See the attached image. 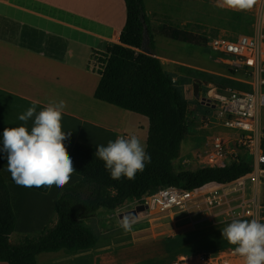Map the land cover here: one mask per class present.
Here are the masks:
<instances>
[{
  "label": "crops",
  "instance_id": "0c3cea01",
  "mask_svg": "<svg viewBox=\"0 0 264 264\" xmlns=\"http://www.w3.org/2000/svg\"><path fill=\"white\" fill-rule=\"evenodd\" d=\"M257 3L258 0L249 11L238 12L215 7V0H144L156 56L160 58L164 67L169 64L170 68L166 72L168 75L169 73L174 75L180 84L181 89L171 76L184 100L186 122L192 116V107L187 104L186 96L191 93V89L194 94V86L190 88L189 84L201 83L207 78L190 75L181 69L190 67L186 61L190 60L191 56L179 45L202 47L199 42L183 40V36L186 33L192 34L195 38L207 41L209 40L207 37L197 36L198 32L204 29L213 33L215 37L228 40L254 36V23L257 21L259 25V8L257 14L254 12ZM170 6H176V9H170ZM127 17L128 10L124 0H0V147L4 128L24 125L31 129V120L25 125L18 117L31 107L34 101L39 102L36 106L37 111L49 103L60 100L66 102L62 130L70 133L69 138L64 141L69 156L77 142L94 147L107 146L109 141L121 136L118 133L125 136L131 134L133 112L95 98L101 75L94 67L93 58L94 53H105L114 45L120 44V36ZM234 29L240 34L236 39L224 37ZM201 72L207 76H222L211 71ZM222 77L238 84L226 82L227 85L239 90L244 89L239 87L241 83L238 81L243 80L248 84L246 76L245 79L232 75ZM185 79H188V82H183ZM249 86L246 90L251 88V85ZM202 107L205 112L206 108ZM146 119L147 141L150 121L147 117ZM145 145L147 148V143ZM183 157L184 154L181 153L175 162L176 167ZM205 166L210 165L207 163L201 165ZM0 171L3 176L9 174L11 177L6 155L2 152ZM72 177L63 189L81 179L74 173ZM5 180L7 182V179ZM233 183L236 181L221 186ZM21 187L23 191L37 193L38 197H48L51 193V189L47 193H42ZM255 195L258 204L263 207L258 195L256 193ZM57 198L58 196H53L54 211ZM17 204L19 206V202ZM52 217L54 227L58 216L52 210L45 220H39H42L38 226L40 236H43L44 232L47 233L50 224L52 226L50 222ZM30 232L29 229L19 226L17 219L12 239L17 243L22 242L27 237H32ZM215 247L209 249H218L216 252L222 250L221 247ZM97 254L99 256L100 253Z\"/></svg>",
  "mask_w": 264,
  "mask_h": 264
},
{
  "label": "trees",
  "instance_id": "16d2710c",
  "mask_svg": "<svg viewBox=\"0 0 264 264\" xmlns=\"http://www.w3.org/2000/svg\"><path fill=\"white\" fill-rule=\"evenodd\" d=\"M128 10L120 44L93 58L103 64L95 98L145 116L150 121L146 151L151 156L143 172L134 180H113L104 162L95 156L96 147L77 142L71 152L73 165L81 179L64 189L55 204L56 225L43 236L27 237L15 242L17 217L11 192L0 171V262L38 264V255L59 251L77 252L95 244L92 231L82 225L100 209L115 210L141 200L163 187L202 189L219 186L249 176L253 172L251 157H243L224 166H205L178 170L182 143L188 133L184 100L156 56L150 31L152 55L141 51L144 22L150 28L144 0H124ZM264 153V136L261 140ZM11 180L13 181L12 177ZM14 182V181H13ZM47 193L50 189L29 188Z\"/></svg>",
  "mask_w": 264,
  "mask_h": 264
},
{
  "label": "built area",
  "instance_id": "2783aa9c",
  "mask_svg": "<svg viewBox=\"0 0 264 264\" xmlns=\"http://www.w3.org/2000/svg\"><path fill=\"white\" fill-rule=\"evenodd\" d=\"M258 8L260 31L257 37L241 36L236 40L215 37L207 40V45L223 57L220 60L223 64L238 72L244 71L251 88L239 90L233 86L201 82L197 98L206 108L198 119L200 125L206 129L225 127L229 130L226 134L219 133L207 139L206 154L200 155L202 161H207L203 163L224 166L250 156L254 174L256 171L264 172L261 149L264 136V0H258ZM245 184L241 179L228 186L212 185L202 189L168 186L130 205L134 207L132 210L143 208L138 218L141 216L149 223V230L162 228L156 234L175 237L181 233L197 232L209 224L254 218L263 207L258 204L254 193L246 197ZM234 247L193 257L197 258L198 264H242V259L234 254Z\"/></svg>",
  "mask_w": 264,
  "mask_h": 264
},
{
  "label": "rangeland",
  "instance_id": "374dc122",
  "mask_svg": "<svg viewBox=\"0 0 264 264\" xmlns=\"http://www.w3.org/2000/svg\"><path fill=\"white\" fill-rule=\"evenodd\" d=\"M170 9H176V6H170ZM257 9L258 6L254 8L255 14H257ZM258 26L259 25L256 21V24L254 23L255 37L258 36L260 31V27L258 28ZM198 33L199 34L197 36L200 38L202 36L207 37V39L215 37L213 36V33L206 29L200 30ZM227 34L228 35L224 37L230 39H236L240 35L238 34L237 29H234ZM183 40H189L193 43L199 42L198 44L202 46L196 47L187 44L179 45L191 56V59L186 61L190 67H181V69L186 71L188 74L196 75V77L200 78H207L203 79L202 82H207L209 80L210 82L218 83L224 86H230L227 85L226 82L238 85L235 82L231 83L230 80L224 79L222 77L224 75H232L243 79L246 78L244 76V71L238 72L229 65L223 64V62L220 61L222 56L207 45L208 42L206 39L200 40L198 37L195 38L194 35L186 33V35L183 36ZM148 45L150 46V42ZM194 59H196L195 62ZM205 66L213 68H207ZM94 67L97 71L103 70V64L96 61V59L94 61ZM164 68L167 71L170 68L169 64L165 65ZM203 70L219 73L222 76H207V74L201 72ZM169 75L170 77H173L175 84L181 89L175 76L170 73ZM184 81L188 82V79L183 80V82ZM241 81L242 82L238 81L241 83L239 87L244 90L250 87L249 83L248 85L246 82H243V80ZM193 84L194 82L189 84L190 88ZM186 102L192 107V116L187 120L188 133L182 143L181 149V153L182 155L184 154V157L177 165V169L195 170L201 167V165L204 164L203 162H207L206 160L202 161L200 158V155L206 154L207 139L219 133L226 134L229 130L225 127L206 129L200 125L198 119L203 112V107L197 97L192 93V89L191 93L186 96ZM133 116L134 117L131 122V134L137 135L141 142L146 144L145 121L147 119L146 117L135 113H133ZM262 118V126L264 129V110ZM118 134L122 135L120 133ZM252 174H254V171ZM251 175L244 178L246 183V197L256 193L264 207V172L256 171L253 176ZM6 177L5 179H7L8 186L11 189L12 201L13 206L15 205L14 210L18 219V225L24 227L25 229H29L31 231L30 233L32 238L39 237L41 235V231L39 232L40 229L38 226L42 221L39 220H45L50 215L51 210L55 214L53 196H58L66 186L59 190L52 187L51 193L48 197H38L37 193L23 191L24 189L21 186L13 183L9 174H6ZM18 202L19 206L17 204ZM133 208L134 207L130 204H126L125 206L115 210L107 208L100 209L94 217L82 221V225L90 229L95 237V244L91 249L77 252L62 250L59 252L42 253L38 256V264H177L181 262V260H183V262L180 264H184L185 261L188 262V264H198L196 261L197 258L193 256L208 252H216L218 250H210L212 248L209 249V247L216 246L215 248L221 247L222 249H228L233 246L228 244V242L222 237L221 233V230L229 223H222L219 225L209 224L208 226H203L201 230L197 232H186L175 237H166L161 234H156L159 233L162 228L149 230V223L142 220V217L140 216L139 218L137 217L138 219H135L136 222L133 225V230L131 232H125L121 227H119L118 222L121 220L119 215L121 213L131 211ZM254 218L264 222V208L257 211ZM53 219L54 217L50 220L52 226L50 224L47 228L49 230L54 225ZM45 233L46 232H44V234ZM97 253H100L99 256Z\"/></svg>",
  "mask_w": 264,
  "mask_h": 264
},
{
  "label": "clouds",
  "instance_id": "9594fccd",
  "mask_svg": "<svg viewBox=\"0 0 264 264\" xmlns=\"http://www.w3.org/2000/svg\"><path fill=\"white\" fill-rule=\"evenodd\" d=\"M256 0H215V7L231 11H249ZM38 101H34L18 119L32 121L31 129L21 125L4 128L0 152L6 155L8 171L14 183L25 188L57 190L66 186L76 169L67 153L64 141L70 133L62 130L63 112L66 102L49 103L37 111ZM95 156L104 162L113 180L122 177L134 180L138 172H143L151 163L146 145L135 134L118 136L107 146L98 145ZM134 218L124 217L119 227L131 232ZM228 244L235 246L234 254L242 259V264H264V222L253 219H234L221 230Z\"/></svg>",
  "mask_w": 264,
  "mask_h": 264
},
{
  "label": "water",
  "instance_id": "95a60500",
  "mask_svg": "<svg viewBox=\"0 0 264 264\" xmlns=\"http://www.w3.org/2000/svg\"><path fill=\"white\" fill-rule=\"evenodd\" d=\"M142 21L144 22V32H143V44H142V49L141 51L143 53L152 55V51L150 46L148 45L149 42L151 43V39H150V31L148 29L147 24L145 23V19L142 17ZM151 45V44H150ZM194 95L198 98L199 96V83H194ZM143 210L142 207H138L137 210H131L128 211L126 213H121L119 215L120 219H123L124 217H128V218H134L136 219L138 217V213Z\"/></svg>",
  "mask_w": 264,
  "mask_h": 264
}]
</instances>
